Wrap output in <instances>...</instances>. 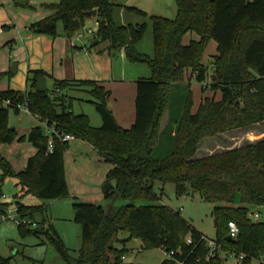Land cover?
I'll return each instance as SVG.
<instances>
[{
    "label": "trees",
    "instance_id": "trees-1",
    "mask_svg": "<svg viewBox=\"0 0 264 264\" xmlns=\"http://www.w3.org/2000/svg\"><path fill=\"white\" fill-rule=\"evenodd\" d=\"M175 1V20L150 18L152 58L135 49L148 24L117 25L113 19L115 5L109 0H60L57 5H44L52 14L30 26L35 35L56 38L61 24L63 35L72 39L89 20L97 21L93 44L108 42L110 51H123L131 63L148 66L151 78L137 81L136 117L129 130L120 128L108 109L110 92L94 81H60L50 95V91L36 90L43 73L34 71L28 74L25 97L20 92L0 93V97L17 104L26 98L29 113L40 122L58 134L72 135L89 144L112 166L106 182L114 185L105 200L126 202L108 209L73 198L75 222L81 227L83 243L77 257L70 254L62 240L51 239L66 264H126L127 246L133 240H140L144 249L163 250L167 258L161 264H221L220 251L236 259L244 256L239 264H264V223L254 222L250 213L251 208L264 205V140L195 158L202 140L264 123V0ZM93 11L96 18L88 16ZM189 33L196 34L199 40L184 45L183 39ZM212 41L217 55L209 66H204L202 61ZM192 81L202 87V94L208 88L220 92V100L205 96L197 112L192 113ZM174 89L183 91L182 106L172 125L162 130ZM74 90L91 96L90 103L102 121L100 128H94L86 115L73 112L76 100L68 93ZM9 112L0 106V146L10 145L17 137L8 124ZM13 113L19 115L17 110ZM164 135L169 138L170 149L166 156L154 158L155 147ZM25 139L36 154L28 159L24 171L16 173L0 155V179L11 178L20 188L15 200L33 196L49 202L68 197L64 155L69 143L52 135L53 148L49 152L50 137L41 128L32 129ZM155 183H173L178 197L197 194L214 205L211 216L216 231L215 255L210 253L207 238L180 212L156 204ZM9 207L0 203V217ZM15 207L18 215L33 221L36 213L47 209L20 202H15ZM230 222L239 230L234 242L227 241ZM37 225L33 230L18 228L38 236L44 228ZM121 233L127 237L119 239ZM0 264L10 262L0 258Z\"/></svg>",
    "mask_w": 264,
    "mask_h": 264
},
{
    "label": "rangeland",
    "instance_id": "rangeland-1",
    "mask_svg": "<svg viewBox=\"0 0 264 264\" xmlns=\"http://www.w3.org/2000/svg\"><path fill=\"white\" fill-rule=\"evenodd\" d=\"M110 3L115 5L113 11L114 22L118 25L126 23L132 24H148V30L144 38L135 45V49L138 53L152 58L154 55L153 37L151 28V17H160L168 20H175L177 18L178 9L175 0H109ZM51 4L57 5L60 0H51ZM133 8L139 12H132L128 9ZM59 30L61 24H58ZM88 29L95 30L94 20H89L84 29V32ZM190 34V33H189ZM187 34V35H189ZM78 35V34H77ZM76 35V36H77ZM186 36L185 39H187ZM95 38V37H94ZM186 41V40H185ZM96 48H90L92 55L96 54ZM214 51L208 48L203 58L204 66H209L211 61V55ZM215 54V53H213ZM112 55L115 59L112 60L116 65L117 75H121L123 72L124 64L128 63L129 67L136 65L138 73L142 74L144 79L151 78V72L145 64H132L127 60L125 55L121 51H113ZM124 56V58H122ZM134 65V66H131ZM209 83V79L206 85ZM50 95L51 84L48 86ZM191 91L193 93V100L195 102V108L198 103L199 96L201 94V86L196 82H191ZM72 95L81 99L76 100L74 103V113L77 115H86L89 118L90 124H99L101 118L96 112L95 106L90 102L93 99L86 95L84 92L75 91L71 92ZM217 93L216 99L220 100V92L206 90V94H203L204 98H213ZM78 95V96H77ZM183 91L174 89L172 96L168 104L166 113L164 115L161 129L163 127L172 125L173 119L176 118L181 106V98ZM89 101V102H87ZM8 124L10 128L15 129L17 137L10 145H3L0 148V155L9 163V165L19 171V167H23L24 160L27 157H32L33 147L27 142L25 136L28 134V130L31 125L26 121V117L22 115H15L13 111L9 112ZM225 137L219 135L214 139V146L220 148L216 149L211 154H218L227 151L230 147V143L241 140L240 146L247 145L250 141H263L264 140V123L260 125H254L248 129L234 131ZM236 137V138H234ZM250 142V143H251ZM70 144H73L71 142ZM234 147V146H233ZM154 158H161L166 156L165 154L170 149L169 138L164 135L163 139L156 145ZM203 147L199 146L195 158L201 157ZM21 154V158H16L15 154ZM202 158V157H201ZM2 170L0 169V177H2ZM114 185V184H113ZM0 189L3 193V197L0 199V203L4 202L9 204V210L12 212V216L15 215V196L19 194L20 188L17 187L16 181L7 178L0 179ZM154 194L158 198L156 204L163 205L170 208L174 212H180L181 217L195 228L196 231L202 233L208 242L215 241L216 231L213 225V218L211 216L214 205L209 204L201 200L197 194H191L186 197H178L176 195V187L173 183H166L162 185L155 183L153 187ZM84 196V197H83ZM86 196V197H85ZM88 195H82L79 197L80 202H91L87 198ZM73 197H68L55 200V201H41L33 196H26L23 201L26 206H44L42 212H38L34 215V220L39 224L40 228H44V233L38 236L23 232L17 225L11 220L5 219L6 217H0V258L8 259L10 264H66L63 258L58 253L51 239H60L64 243L65 247L70 251L73 257H77V253L81 249L82 237L81 227L75 222V211L73 209ZM240 200H237V204L240 205ZM126 205V202L122 200H116L115 206L120 207ZM145 203H136V206H145ZM181 209V210H180ZM251 218L254 222L264 223V205L262 207L251 208ZM254 214L259 215L258 219L253 217ZM10 213H8L9 217ZM43 224V225H42ZM33 230V229H30ZM126 233L119 234L118 238H126ZM117 246V244L115 245ZM118 247V246H117ZM127 249L129 253L125 257L126 264H161L166 258V253L161 249H144L143 243L140 240H133ZM221 264H239L235 256L219 252ZM252 264H258L256 262Z\"/></svg>",
    "mask_w": 264,
    "mask_h": 264
},
{
    "label": "crops",
    "instance_id": "crops-1",
    "mask_svg": "<svg viewBox=\"0 0 264 264\" xmlns=\"http://www.w3.org/2000/svg\"><path fill=\"white\" fill-rule=\"evenodd\" d=\"M22 1L26 5L18 4ZM50 1L0 0V93L6 91L25 93L29 87L27 82L28 74L34 71L43 73L47 91H49V84H51V90L53 91L56 84L60 81H94L110 92V99L107 102L108 109L111 111L118 126L129 130L133 126L136 117L137 81L144 79L142 77L145 76L138 73L136 65L129 67L128 63L124 64L121 75H117L116 65L112 62L115 58L112 55L113 51L108 49V42L93 44V39L88 37L69 39L63 35L62 29L59 30V35L56 38L33 34L30 26L52 14L51 10L44 8V5H53ZM30 5H35L36 7ZM130 24L132 23L120 25L127 26ZM186 36L189 37L185 39ZM186 36L183 39L184 45H188L190 41L199 40L196 34ZM92 47L97 50L95 55L90 53V48ZM208 48H211L214 51L213 53H215H212V59V57L217 55L216 43L210 42ZM84 50L87 51V55L84 54ZM121 52L124 55V52ZM71 92H75V90L69 91L68 95L70 97L81 101V99L72 95ZM84 93L90 96L87 92ZM216 96L217 93L214 98L219 101ZM202 98L204 96L201 92L196 108L193 107L192 113L197 112ZM19 115L25 116L26 121L31 125L28 134L32 129L41 128L50 137L45 123L25 112H20ZM94 125V128H100L102 121ZM237 131H234V133ZM227 135L229 134H222V137ZM240 142L241 140L230 143L232 147L228 150L241 147ZM254 142L252 141L251 143ZM200 144L203 147L201 157L211 155L215 148H220L214 146V139L212 138L204 139ZM35 154L36 149L34 148L31 155L34 156ZM15 156L16 158H21L19 153H16ZM29 158L31 156L24 160L23 167L18 168L20 169L19 171L15 169L14 171L16 173L24 171ZM64 170L68 196L71 195L79 200L82 195H88L85 199H89L91 202L87 201L85 203L101 205L108 209L116 207V201L107 202L104 193L107 175L112 170V166L106 163L89 144L81 140H75L73 144L69 143L64 155ZM111 185L113 186V183ZM25 199L26 197L20 201L15 200V202L24 204L23 201ZM236 206L239 207L240 205Z\"/></svg>",
    "mask_w": 264,
    "mask_h": 264
},
{
    "label": "built area",
    "instance_id": "built-area-1",
    "mask_svg": "<svg viewBox=\"0 0 264 264\" xmlns=\"http://www.w3.org/2000/svg\"><path fill=\"white\" fill-rule=\"evenodd\" d=\"M94 23H95V30L94 29H88L85 32H84V30H82L78 33L76 38L81 39V38L88 37V38L94 39L96 32H97V29L99 27V24L97 21H94ZM83 52H84V54L87 55L86 50H84ZM23 94L25 97V93H23ZM27 105L28 104H27L26 98L22 104H20V103L17 104V103H14L13 101H11L9 99H4V98L0 97V106L2 108L9 109L10 111L17 110V111H19V113L25 112V113L30 114L28 111ZM46 128L50 133V139L48 141V151L49 152H51L52 148H53V141L51 139L52 135H56L62 143H71V142L75 141V138L72 135L58 134L54 129L47 127V125H46ZM8 213H10L9 217H8ZM14 213H15V215L12 216L11 215L12 212L8 209L6 215H4V217H6L5 219L11 220L18 227H25L28 229H37L38 228V225L35 221H33L29 218L21 217L20 215H18L17 209H15ZM253 217L255 219H258L259 215L254 214ZM228 230H229L228 237L235 240L239 234V230H238L237 226L233 222H230L228 224ZM187 243L191 244L192 240L190 238H188ZM206 243H207L208 248L210 249L211 255H215L217 245L213 241L208 242L206 240ZM243 259H244V256H240L237 260L240 263Z\"/></svg>",
    "mask_w": 264,
    "mask_h": 264
},
{
    "label": "water",
    "instance_id": "water-1",
    "mask_svg": "<svg viewBox=\"0 0 264 264\" xmlns=\"http://www.w3.org/2000/svg\"><path fill=\"white\" fill-rule=\"evenodd\" d=\"M19 5H26L25 2H19L18 3ZM30 6H33V7H36L35 5H30ZM96 11H93L91 13H88V16L90 17H93V18H96ZM98 42L94 43V44H97ZM36 90L40 93H46L47 92V87H46V82H45V79L44 78H40L37 82V85H36ZM112 188V185L110 183H106L105 186H104V193L107 194ZM227 241L228 242H234V239L228 237L227 238Z\"/></svg>",
    "mask_w": 264,
    "mask_h": 264
}]
</instances>
